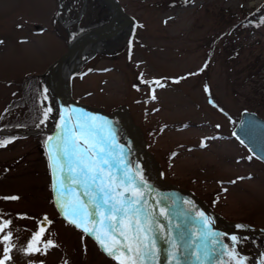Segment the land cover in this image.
I'll use <instances>...</instances> for the list:
<instances>
[{
    "label": "rangeland",
    "instance_id": "rangeland-1",
    "mask_svg": "<svg viewBox=\"0 0 264 264\" xmlns=\"http://www.w3.org/2000/svg\"><path fill=\"white\" fill-rule=\"evenodd\" d=\"M116 2L132 22L130 31L119 45L79 67L70 80L71 98L107 115L123 114L162 180L225 221L264 229V166L231 136L241 111L264 121V0ZM161 12L175 18L185 12L187 20H146ZM108 17L99 0H0V131H34L53 121L40 77L71 39ZM32 134L0 137L12 140L0 148V224L11 221L5 233L13 245L7 264H118L59 210L47 165L48 137ZM69 186L71 198L82 199L79 188ZM12 196L18 199H3ZM44 217L50 223L42 224ZM40 227V247L49 240L55 247L28 254ZM217 238L218 245L209 237L195 241L204 264H235L227 239ZM245 241L241 253L252 257ZM188 242L182 245L185 264H203L189 254ZM171 245L154 264H176ZM205 247L219 255L205 256Z\"/></svg>",
    "mask_w": 264,
    "mask_h": 264
},
{
    "label": "snow or ice",
    "instance_id": "snow-or-ice-1",
    "mask_svg": "<svg viewBox=\"0 0 264 264\" xmlns=\"http://www.w3.org/2000/svg\"><path fill=\"white\" fill-rule=\"evenodd\" d=\"M0 43L3 42L0 41ZM155 83L162 86L159 85V81ZM152 99H155L154 95ZM44 116L47 118V112L44 113ZM62 119L65 122L60 125L56 143L50 145V149H54L55 152H49L50 167L54 169L53 175L56 176L52 188L59 194L57 199L59 210L63 212L70 224L81 229L84 233L92 235L106 254L116 259L118 264H154L155 240L158 238L154 235L156 231L154 214L142 202L143 194L132 187L135 178L129 175L126 169L122 175L113 176L111 169L119 167L120 158L113 156L111 145L106 144L104 136L97 139L93 135V132L99 135L108 125L105 122L97 123L95 117L83 113H75L69 118L75 119V124H70L64 117ZM11 142L10 139L0 140V148ZM105 166L108 168L107 174L104 171ZM60 174H63V179H60ZM69 184L78 185L83 189L87 203L82 201L79 196L63 201L59 198L60 195L74 191ZM3 199L16 200L18 197L12 196ZM160 215L166 217V213L163 211L160 212ZM69 217L71 218L69 219ZM97 217H102V219L98 220ZM200 220L204 224L209 223L203 213H200ZM10 223L11 221H5L0 224V233H5V229L9 227ZM41 223L47 224L50 221L44 217ZM237 227L243 226L238 225ZM160 231L163 229L161 228ZM44 233L45 228L40 227L33 234L26 247L28 254L46 252L49 248L55 247L50 240L40 247ZM214 236L215 234L209 231L198 239ZM11 239V233L3 235V242L6 246L3 249V257L0 258V264H7L12 259L9 255L13 247ZM231 239L233 244L237 243L235 236ZM216 243L220 242L216 241ZM171 247L173 250L169 255L176 260V264H179L175 242ZM200 250L197 246V251ZM202 251L205 256L216 254L215 247L211 250L205 247ZM227 254L232 257L235 264H245L246 258L239 256L234 248ZM196 258L200 259L199 255ZM261 264H264V261H261Z\"/></svg>",
    "mask_w": 264,
    "mask_h": 264
},
{
    "label": "water",
    "instance_id": "water-1",
    "mask_svg": "<svg viewBox=\"0 0 264 264\" xmlns=\"http://www.w3.org/2000/svg\"><path fill=\"white\" fill-rule=\"evenodd\" d=\"M107 3L113 8L114 13L110 21H107L99 26L89 29L80 33L78 36L72 39L66 46L65 51L54 60L44 71L40 77L41 83L44 86L46 94L49 98V106L53 113L55 120V132L47 133L52 139L48 140L49 147L51 144L56 143L57 134L60 132V125L65 122L62 117L68 120L70 124H75V119H69L75 113H83L91 117H95L97 123L105 122L106 127L100 136L106 138V144L111 145V151L114 157H119L122 163L126 165L129 175L135 178V186L138 184L143 186H152L160 188L163 192L175 196L181 204H183L190 212L200 218V213L209 221L208 224H204L205 228L215 235L224 236L228 239L231 250L235 251L243 257L237 250L231 237L235 236L239 240H255L261 243L264 240V230L254 227H250L239 222H229L221 219L220 217L212 214L204 204L194 197L186 190L179 189L175 185H172L160 178L159 175L150 174L144 172L136 163V159L131 148V140L128 130H133L138 133L136 127L128 120L122 121L117 112H113L109 115L103 113L99 109L86 107L74 101L70 96V80L74 73L78 71L79 67L74 70L66 71L65 64L75 58H80L84 49L89 46H95L100 42L111 39L116 30V19L122 12L118 6L116 0H106ZM86 61H80L83 64ZM77 63V64H79ZM55 87H57L58 95L55 93ZM116 123L121 125L122 135L125 138V143L121 144L116 141L111 133V126H115ZM114 124V125H113ZM44 134V132L35 131L32 135ZM93 135L99 139V135L93 132ZM231 136L247 151V153L261 163L264 166V121L258 118L253 113L247 111H241L239 119L231 131ZM144 151V147L142 145ZM145 153V151H144ZM105 174L108 172V168L104 167ZM114 177L120 176L123 172L117 171L116 167L111 169ZM140 192V189L138 190ZM141 193V192H140ZM241 225L243 227H237ZM256 261L255 258H252ZM251 258L250 260L253 261Z\"/></svg>",
    "mask_w": 264,
    "mask_h": 264
},
{
    "label": "bare ground",
    "instance_id": "bare-ground-1",
    "mask_svg": "<svg viewBox=\"0 0 264 264\" xmlns=\"http://www.w3.org/2000/svg\"><path fill=\"white\" fill-rule=\"evenodd\" d=\"M137 1H141L142 3L141 2L140 3L145 6L150 4L148 3L150 0H137ZM99 2L108 8L109 17L107 21H110L114 13L113 8L107 3L106 0H99ZM147 9L149 8H146L144 10H147ZM184 15H185V12L182 13L181 16H177L175 18L163 12H161V14L158 13L157 15L150 13L146 15V20L149 23L154 22V23L164 24V23H173L177 21H179L178 23H181L187 20L186 19L187 16L185 17ZM115 24H116L115 34L111 39L100 42L95 46H89L86 49H84L80 58L72 59L67 64H65L66 71L74 70L76 69V67H80L82 65L79 63L80 61H83L85 59L86 60L91 59L95 54L100 53L102 51L109 50L113 46L115 47V45H119L121 42H123L126 35L130 31V26L132 22L128 16H126L123 12H121L117 17ZM55 93L56 95H58L57 87H55ZM118 115L122 121H126V117L123 114L120 113ZM111 129H112L111 133L113 137L116 139V141L121 144H124L125 138L122 135L121 125L119 123H116L115 126H111ZM35 131L36 130L30 131V132H35ZM37 131H40L42 133L45 131H47V133H53L55 131L54 121L49 122L48 124L44 125L43 128L40 127ZM128 133H129V137L131 140V148L133 150V154L136 159L137 165L146 173L158 175V172L156 170V167L151 157H149L146 153H144L142 149V142L140 140L139 135L133 130L131 131L128 130ZM121 162L122 161L120 160L119 167L118 168L116 167L117 171L119 172H123L125 169L127 170L126 165ZM76 186L79 188V190L83 191V189L80 188L78 185ZM132 187L136 188V190L140 189V192L143 194L142 202L146 204L148 208L153 212L154 219L156 220V231L154 235L158 238L155 240V243H156V257L155 258H157L158 256L160 257L164 253V247L168 245L169 241L175 242L177 245H179V247L183 241L185 240L189 241L192 251L195 252L197 249V246L194 242V239H192L193 238V236L191 235L192 231H190L189 228L197 230L201 235H204V233L207 232V229L205 228L204 223L199 218H197V216H194L192 212H190L183 204H181L180 201L175 196H171L170 194L163 192L160 188H155L152 186L147 187L141 184H138V186L136 187L135 183L132 185ZM125 194L129 195L128 193H125ZM82 199L85 203H87L86 196L83 195ZM161 211L166 213V217L160 215ZM175 225L180 227L184 232L187 231L183 235V237H182L181 231H177L178 228H176ZM161 228L163 229V231H160ZM169 229H171V231H169L170 235L167 233ZM239 241L240 240L237 238V243H235V245H237ZM250 241L253 243V240H250ZM255 242L257 244L255 243L256 244L255 245L253 243L252 246L253 247L256 246L257 250L261 249L264 251V240H262L261 243H258L257 241ZM237 250L238 252H240L239 247L237 248ZM257 250L253 255L254 257H252V258H255L256 261H254L251 258L253 262H255V264L259 263V257L261 255V252ZM189 264H192V263H189Z\"/></svg>",
    "mask_w": 264,
    "mask_h": 264
},
{
    "label": "trees",
    "instance_id": "trees-1",
    "mask_svg": "<svg viewBox=\"0 0 264 264\" xmlns=\"http://www.w3.org/2000/svg\"><path fill=\"white\" fill-rule=\"evenodd\" d=\"M260 8H263V5H261ZM258 24H259V23H258Z\"/></svg>",
    "mask_w": 264,
    "mask_h": 264
}]
</instances>
